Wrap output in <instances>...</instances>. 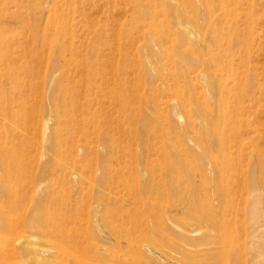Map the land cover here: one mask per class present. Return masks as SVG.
<instances>
[{"label":"rangeland","instance_id":"rangeland-1","mask_svg":"<svg viewBox=\"0 0 264 264\" xmlns=\"http://www.w3.org/2000/svg\"><path fill=\"white\" fill-rule=\"evenodd\" d=\"M194 3L191 13L182 0H0V149H29L35 185L54 188L43 195L57 203L46 218L60 217L63 227L57 238L39 241L49 251L32 264H118L89 249L114 245L107 222L127 210L166 228L194 230L199 216L222 215L238 264H263L264 215L256 221L251 211L264 160L263 106L243 104L251 114L239 119V138L228 148L231 177L224 179L210 159L218 155L213 134L206 141L211 149H204L179 98L184 92L193 102L204 95L217 102L212 79L182 46L206 52L211 44L202 31L206 8ZM234 3L213 5L216 22L231 24L233 43L234 15L224 14ZM259 54L264 62V51ZM176 66H190L186 82L172 78ZM235 69L233 62L230 85ZM259 82L249 88L262 104ZM195 114L201 128L209 127ZM155 127L188 149H168ZM223 184L231 187L225 197L218 190ZM203 235L213 237H195ZM141 260L171 264L148 249Z\"/></svg>","mask_w":264,"mask_h":264},{"label":"bare ground","instance_id":"bare-ground-1","mask_svg":"<svg viewBox=\"0 0 264 264\" xmlns=\"http://www.w3.org/2000/svg\"><path fill=\"white\" fill-rule=\"evenodd\" d=\"M194 1L182 0L180 5L188 8L192 13L195 10ZM201 1L209 19L206 28L202 31H207L211 36V44L207 46L206 52L196 50L190 44L182 46L186 52L190 51L193 54L194 61L201 64L203 71L212 79V86L217 89V102L214 104L210 95H204L202 99L193 102L191 94L184 92L179 93V98L188 108L187 115L190 125L195 129V138L204 149H211L206 141L209 135L213 134L215 151L218 155L211 154L210 159L215 167L220 169L221 176L226 179L231 177L226 168L231 166L228 148L239 138L236 130L241 124L239 119L251 114V110L245 108L243 104L251 99L264 108V103L261 104L260 99L254 96L255 92H250L249 88L252 80H260L256 90L264 95V62L259 59V51H264V43H262L264 0H235L234 9L228 8L229 11L227 10L224 16L228 18L234 15V43L231 40L229 21L225 19L222 23H218L214 17L213 5L219 0ZM160 28L161 25L156 28V34ZM234 45L236 50L231 55ZM162 57H168L167 49L162 52ZM233 62L236 65L237 82L235 85H230ZM189 67L178 69L176 66L172 78L178 83L186 82L191 71ZM196 90L197 87L193 86L192 91ZM232 103L235 104L233 109L230 108ZM198 111L207 119L209 127L201 128L197 124L195 112ZM155 128L157 129L154 131L155 138H167L165 137L167 134H164L162 129ZM225 129L227 133L224 132ZM163 146L165 148L164 144ZM166 147L188 149L180 137L173 140L168 137ZM256 149L258 150V147ZM263 161L259 167L261 178L255 189L257 197L251 207L252 217L256 221L264 215ZM32 168L29 149H0V264H32L35 256L49 251L40 246L39 241L57 238L62 233L63 227L59 216L58 219L51 221L46 218L51 209L56 208L57 203L49 204L43 195L48 189L54 190V188L53 186L48 188L41 183L35 185ZM230 188L229 184H223L218 190L225 197L230 192ZM38 197L43 198L36 201ZM143 217L137 210L122 212L115 219L107 222L109 231L114 237L112 238L115 241L114 245L112 247L94 245L89 250L102 252V255L109 254L113 262L118 264H143L141 255L146 249L154 250L161 261L171 264H229L238 252L236 242L232 238L231 225L222 215L199 216L195 221L197 226L195 230L188 226L166 228L157 224L152 217L145 219ZM201 233H209L213 237H210L211 240L204 235L195 237ZM257 235L260 237L261 234ZM258 247L260 246L257 244V249ZM78 248H81L80 245ZM260 248L264 257V245ZM234 261L238 264V258Z\"/></svg>","mask_w":264,"mask_h":264}]
</instances>
